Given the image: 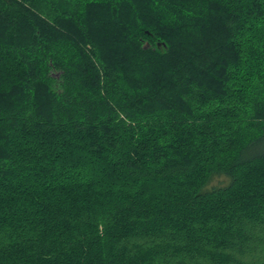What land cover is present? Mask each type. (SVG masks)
I'll list each match as a JSON object with an SVG mask.
<instances>
[{"label": "trees", "instance_id": "1", "mask_svg": "<svg viewBox=\"0 0 264 264\" xmlns=\"http://www.w3.org/2000/svg\"><path fill=\"white\" fill-rule=\"evenodd\" d=\"M0 264H264V0H0Z\"/></svg>", "mask_w": 264, "mask_h": 264}, {"label": "water", "instance_id": "2", "mask_svg": "<svg viewBox=\"0 0 264 264\" xmlns=\"http://www.w3.org/2000/svg\"><path fill=\"white\" fill-rule=\"evenodd\" d=\"M158 45L161 46V43L159 42ZM164 45L166 44L164 43ZM148 46H149V43H146L145 47H148Z\"/></svg>", "mask_w": 264, "mask_h": 264}]
</instances>
